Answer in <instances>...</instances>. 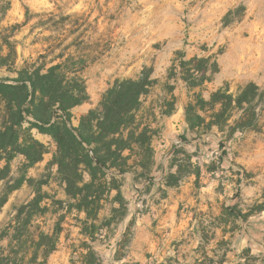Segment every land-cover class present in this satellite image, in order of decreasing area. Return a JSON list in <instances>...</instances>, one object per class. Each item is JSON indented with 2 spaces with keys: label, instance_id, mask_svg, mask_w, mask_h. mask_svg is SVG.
I'll return each mask as SVG.
<instances>
[{
  "label": "rangeland",
  "instance_id": "rangeland-1",
  "mask_svg": "<svg viewBox=\"0 0 264 264\" xmlns=\"http://www.w3.org/2000/svg\"><path fill=\"white\" fill-rule=\"evenodd\" d=\"M1 56L9 59L0 78L97 57L80 73L89 99L71 110L76 128L117 80H137L148 70L153 84L141 97L137 134L145 126L151 131L154 164L149 172L135 166L122 175L96 173L107 186L94 233L87 234V214L64 181L78 171L66 168L67 159L61 168L54 137L33 128L45 154L25 168L31 183L11 194L0 234L41 189L47 211L32 226L52 233L61 220L63 228L47 264H84L91 252L99 264H264V0H0ZM193 58L206 60L186 65L202 79L196 87L181 68ZM250 84L258 96L251 110L239 109ZM6 107L0 97V129ZM189 109L200 126L189 124ZM220 111L232 116L225 125L215 117ZM139 152L136 146L130 165ZM25 163L15 156L10 176H21ZM6 165L0 161V170ZM86 170L81 165L79 174L90 182Z\"/></svg>",
  "mask_w": 264,
  "mask_h": 264
},
{
  "label": "trees",
  "instance_id": "trees-1",
  "mask_svg": "<svg viewBox=\"0 0 264 264\" xmlns=\"http://www.w3.org/2000/svg\"><path fill=\"white\" fill-rule=\"evenodd\" d=\"M8 59L9 56H1L0 67L6 65ZM97 59L81 60L72 68L66 63L50 68L43 65L33 71L21 72L17 78H0V97L7 103L5 122L0 129V161L5 160L7 163L0 170V183L3 182L0 191V213L14 191L25 183H31L25 168L27 170L32 167L42 160L45 154L43 144L29 133L33 128L54 137L59 146L58 165L61 168L67 159L66 168L78 171V174L65 175L64 181L67 184V194L79 201V210L87 214V234L94 233L92 230L96 228L95 222L98 221L99 203L107 186L106 182L96 177V173L115 171L116 174L122 175L132 171L135 166H140L146 172L150 171L149 166L154 164V151L150 145L151 137L148 136L151 131L145 126L137 134L141 125L137 120L141 97L149 93L153 84L148 70L143 71L137 80H117L104 94L100 106L82 117L78 128L71 123V110L89 99L85 81L80 73ZM192 62L200 65L206 60L193 58L190 62L181 64L184 81L191 87H196L201 85L202 79L186 70V65ZM194 69L201 71L200 68ZM258 91L254 84L247 86L238 98L237 107L243 109V105H247L251 110ZM223 99L229 100L230 97ZM172 112L173 109L167 114ZM54 115H57L55 122L52 121ZM246 115L249 113L245 110ZM27 117L34 119V122H30V129L23 128ZM215 117L222 121L218 125H225L232 116L220 111ZM251 117L253 119V115ZM240 119L243 120L244 115ZM187 120L193 127L200 126L201 117L193 114L191 109L187 110ZM136 146L141 150L136 153L139 159L130 165ZM127 151L130 152L129 155H126ZM17 155H23L26 163L23 165V174L14 177L10 176L9 169L11 161ZM81 165L89 171L90 182H84L83 175L79 174ZM196 175L199 176L198 173ZM110 189L117 190L115 202L122 206L124 199L115 178L110 182ZM45 195L38 189L31 202L17 209L15 224L0 234V264H47L49 257L57 250L63 231L61 220L57 222L52 233L32 226L34 219L43 217L47 211V208L42 206ZM10 231H13V234L5 247L2 242L9 237ZM99 260L101 258L96 252H91L84 264H99Z\"/></svg>",
  "mask_w": 264,
  "mask_h": 264
}]
</instances>
